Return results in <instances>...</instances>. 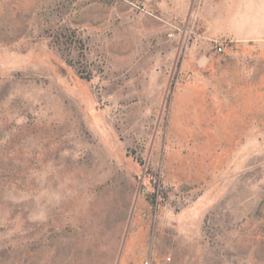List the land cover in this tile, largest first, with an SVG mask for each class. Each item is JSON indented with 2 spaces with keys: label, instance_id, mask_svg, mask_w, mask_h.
<instances>
[{
  "label": "rangeland",
  "instance_id": "374dc122",
  "mask_svg": "<svg viewBox=\"0 0 264 264\" xmlns=\"http://www.w3.org/2000/svg\"><path fill=\"white\" fill-rule=\"evenodd\" d=\"M0 264H264V0H0Z\"/></svg>",
  "mask_w": 264,
  "mask_h": 264
},
{
  "label": "crops",
  "instance_id": "0c3cea01",
  "mask_svg": "<svg viewBox=\"0 0 264 264\" xmlns=\"http://www.w3.org/2000/svg\"><path fill=\"white\" fill-rule=\"evenodd\" d=\"M253 6V5H252Z\"/></svg>",
  "mask_w": 264,
  "mask_h": 264
}]
</instances>
